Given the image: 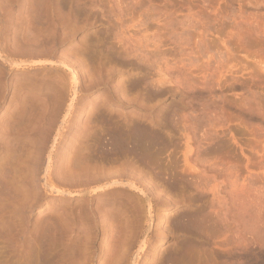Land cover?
I'll return each mask as SVG.
<instances>
[{
	"label": "rangeland",
	"instance_id": "obj_1",
	"mask_svg": "<svg viewBox=\"0 0 264 264\" xmlns=\"http://www.w3.org/2000/svg\"><path fill=\"white\" fill-rule=\"evenodd\" d=\"M0 264H264V0H0Z\"/></svg>",
	"mask_w": 264,
	"mask_h": 264
},
{
	"label": "bare ground",
	"instance_id": "obj_2",
	"mask_svg": "<svg viewBox=\"0 0 264 264\" xmlns=\"http://www.w3.org/2000/svg\"><path fill=\"white\" fill-rule=\"evenodd\" d=\"M117 182V181H116Z\"/></svg>",
	"mask_w": 264,
	"mask_h": 264
}]
</instances>
